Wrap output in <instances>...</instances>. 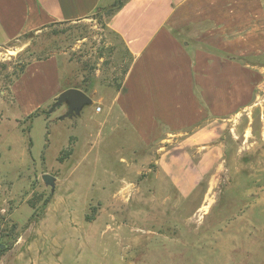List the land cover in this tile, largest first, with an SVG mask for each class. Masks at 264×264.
<instances>
[{
    "label": "rangeland",
    "instance_id": "1",
    "mask_svg": "<svg viewBox=\"0 0 264 264\" xmlns=\"http://www.w3.org/2000/svg\"><path fill=\"white\" fill-rule=\"evenodd\" d=\"M106 18L100 10L0 46V264H264V71L250 73L240 111L218 120L216 161L186 195L158 171L154 149L137 144L133 166L127 131L98 135L106 100L72 117L65 102L17 106L16 79L49 56L62 89L119 81L127 58Z\"/></svg>",
    "mask_w": 264,
    "mask_h": 264
},
{
    "label": "crops",
    "instance_id": "2",
    "mask_svg": "<svg viewBox=\"0 0 264 264\" xmlns=\"http://www.w3.org/2000/svg\"><path fill=\"white\" fill-rule=\"evenodd\" d=\"M114 2L0 0V46L54 23L84 20ZM105 27L127 65L119 81L81 89L96 111L107 101L98 135L127 131L132 165L137 144L154 149L158 171L180 194L191 193L216 161L218 120L240 111L250 73L254 79L264 71V0H124ZM248 58L260 63L249 69L242 63ZM11 90L24 112L55 100L64 90L57 58L29 62Z\"/></svg>",
    "mask_w": 264,
    "mask_h": 264
},
{
    "label": "water",
    "instance_id": "3",
    "mask_svg": "<svg viewBox=\"0 0 264 264\" xmlns=\"http://www.w3.org/2000/svg\"><path fill=\"white\" fill-rule=\"evenodd\" d=\"M67 103V110L64 113V117H72L78 114L83 106L91 104L92 99L81 89L75 87H69L62 90L56 97L52 108L60 106L62 103ZM43 180L47 184L53 185V179L50 175H43Z\"/></svg>",
    "mask_w": 264,
    "mask_h": 264
},
{
    "label": "trees",
    "instance_id": "4",
    "mask_svg": "<svg viewBox=\"0 0 264 264\" xmlns=\"http://www.w3.org/2000/svg\"><path fill=\"white\" fill-rule=\"evenodd\" d=\"M123 1L124 0H115V2L112 4L111 7H109L108 9H101V11L102 10H106V15L109 16L112 12H114L116 9L121 7V5L123 4ZM98 12H100V10H98ZM70 86L75 87V88H80V89H82L84 91H87L86 88L80 87L78 85H70ZM70 86H68V87H70Z\"/></svg>",
    "mask_w": 264,
    "mask_h": 264
},
{
    "label": "built area",
    "instance_id": "5",
    "mask_svg": "<svg viewBox=\"0 0 264 264\" xmlns=\"http://www.w3.org/2000/svg\"><path fill=\"white\" fill-rule=\"evenodd\" d=\"M96 109L99 110V107H97Z\"/></svg>",
    "mask_w": 264,
    "mask_h": 264
}]
</instances>
